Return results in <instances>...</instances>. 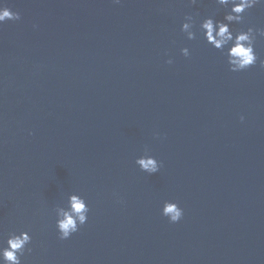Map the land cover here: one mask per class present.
Instances as JSON below:
<instances>
[{"label":"water","instance_id":"1","mask_svg":"<svg viewBox=\"0 0 264 264\" xmlns=\"http://www.w3.org/2000/svg\"><path fill=\"white\" fill-rule=\"evenodd\" d=\"M5 4L21 19L0 25V242L28 231L22 264H264V69L230 71L199 33L227 10ZM231 27L264 28V6ZM255 51L264 59V38ZM146 149L162 162L155 174L135 164ZM72 193L88 220L60 240L54 209ZM165 201L183 209L179 222L161 214Z\"/></svg>","mask_w":264,"mask_h":264},{"label":"clouds","instance_id":"2","mask_svg":"<svg viewBox=\"0 0 264 264\" xmlns=\"http://www.w3.org/2000/svg\"><path fill=\"white\" fill-rule=\"evenodd\" d=\"M120 3V0H113ZM198 0H190L195 5ZM215 3L226 9L222 20H216L213 16L204 18L199 23V33L203 40L216 49L225 57L229 70L241 72L254 67L259 62V67L264 69V59H261L256 51L255 45L258 38H264V28L247 27L246 30H234L233 24H240L244 21L245 14L252 8L264 6V0H215ZM21 19L19 12L12 11L8 6H0V25L6 21H18ZM195 20L192 15H187L181 25V32L186 39L191 41L197 39V32L194 31ZM185 57L190 56L188 47L180 49ZM173 61L169 59L168 64ZM243 120V117H241ZM135 164L142 172L149 175L159 172L162 162L154 156L145 154L136 158ZM55 226L60 240L69 239L77 233L81 226L88 220L90 211L86 200L79 194L68 195L63 206L55 209ZM161 214L168 218L170 223H177L183 217V209L175 202L165 201ZM32 242V236L28 231L11 232L6 241L0 242V264H22L21 258L26 253H31L32 248L28 247Z\"/></svg>","mask_w":264,"mask_h":264}]
</instances>
